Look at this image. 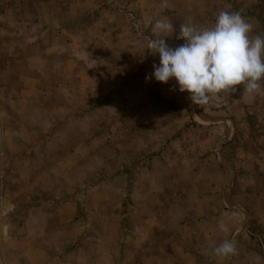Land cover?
<instances>
[{
	"label": "rangeland",
	"instance_id": "rangeland-1",
	"mask_svg": "<svg viewBox=\"0 0 264 264\" xmlns=\"http://www.w3.org/2000/svg\"><path fill=\"white\" fill-rule=\"evenodd\" d=\"M164 2L0 0V264H264V79L194 104L145 23L264 36V0Z\"/></svg>",
	"mask_w": 264,
	"mask_h": 264
},
{
	"label": "clouds",
	"instance_id": "clouds-1",
	"mask_svg": "<svg viewBox=\"0 0 264 264\" xmlns=\"http://www.w3.org/2000/svg\"><path fill=\"white\" fill-rule=\"evenodd\" d=\"M167 7L166 0L162 5ZM152 37L147 38V48L159 54V64L146 80L168 83L175 78L181 92L187 91L194 104H208L219 99L222 92H236L242 85L249 94L261 89L264 79V36L252 35L253 25L240 12L220 11L211 26H198L191 22L180 26L177 39L184 43L175 48L165 37L170 36L173 24L167 18L153 22L148 19ZM221 232L230 231L223 220L218 222ZM211 254L227 264L238 255L237 242L226 237L211 247ZM261 257L254 255L249 264H260Z\"/></svg>",
	"mask_w": 264,
	"mask_h": 264
}]
</instances>
